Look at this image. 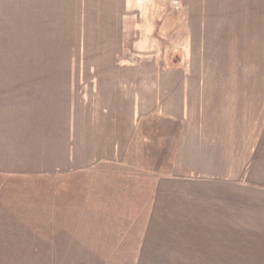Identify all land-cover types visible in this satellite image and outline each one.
Masks as SVG:
<instances>
[{
	"label": "crops",
	"instance_id": "0c3cea01",
	"mask_svg": "<svg viewBox=\"0 0 264 264\" xmlns=\"http://www.w3.org/2000/svg\"><path fill=\"white\" fill-rule=\"evenodd\" d=\"M181 1L191 8L190 14L184 16L188 20V26L185 27L188 32V44L173 43L167 49L166 56L169 61L176 59L174 65L143 62V59L134 55L133 51L131 55L135 61L128 62L130 50L126 49L124 41L127 39L125 13L120 15L121 23L126 18L124 27L120 25V21H116L121 41L117 70L121 74L118 75L113 99H111L112 87L108 89L100 79L82 81L83 68L78 67V72L77 69L72 70L73 66H80L83 63L78 59L84 48L82 41L85 31H83L70 38L73 52L78 55L76 59L78 63H70L71 81L67 79L62 82L55 78L57 80L49 86H36L37 90L30 86L32 90L34 88V92L22 89L24 86H14L13 91L24 93L23 101L6 102L1 107L5 112L3 115H9L10 118H4L0 123L2 125H0V136L4 138L0 141V173L11 171V173L50 177L88 172L98 167L104 172L115 173L118 172L119 167H132L129 159L132 155L129 154L137 146L135 140L141 128L139 124L152 119L153 126L145 137L144 146L148 154L151 152L156 156L154 160L159 161V165L150 163V155L149 159L138 161L143 168L134 172L142 173V179L145 177L142 180L145 191L117 193L122 194L118 198L124 200L122 215H126V211L129 210L130 218L122 223L127 224L126 226L114 230L116 232L115 241L112 242L113 247L107 254H104V251L100 252L96 264L119 263L115 255L118 254L119 248L125 247L129 250L135 249L134 252L132 251L130 264H204L207 263L208 258H211L212 251L207 250L210 247L222 249L220 250L222 254L219 250L214 251L221 258L222 264L261 262L259 259L262 258V253L246 255V248H254L253 253L257 251L256 249H264L260 229H253L254 234L237 235L233 237L234 241L229 237L231 232L246 233L244 225H231L230 222H233V218L237 219L235 215H240L241 210L245 212L247 209L243 210L238 205L231 213L230 208H214L200 202L225 199L222 197L228 194L230 196V193L234 195V199H238L244 192L225 191L224 194L218 193L222 196L219 198L212 197L213 195L208 193L166 191L164 187L166 184H172V181L170 178L166 179L165 172L158 173L165 156L170 154H172L173 172H170L169 177L172 176L175 178L174 182L180 183L196 182L198 177H214L213 167H216L217 161L224 160L223 163L226 164V160L227 164L222 163L220 169L230 170L228 177L233 182L225 184L232 183L235 186L243 179L240 176L245 175L248 152H254L252 159L255 169L264 165V125L262 124L264 99L260 97L262 86L254 82V90L251 93L244 90L247 87L246 82L239 80L236 82L237 85L243 87V91H240L227 74L230 66L234 72L235 64L223 63L214 66L213 63L215 55H234V52H239L243 48L239 45L242 38L240 36L236 40L239 49H231L222 41L221 48H215V30L227 32L228 25L233 24L234 21H238L236 25L245 23L261 25V19L256 21L254 16L239 17L229 14L224 15L227 17L222 21L223 26L215 28L217 21L213 15L198 16V0ZM262 1L253 0V5L257 4L261 9ZM127 5L126 0V5L123 3V7ZM129 5L132 7L133 3ZM169 9L161 11L157 20V17L154 18L160 26L165 25L163 26L166 30L165 35L174 34L183 28L177 27L180 16L173 4ZM241 19L244 20V24L239 22ZM168 24H173L172 28L168 27ZM185 28L180 34L181 37L187 34ZM259 29L261 30V27ZM200 34H203L207 40L206 45L202 44ZM221 39L226 38L222 36ZM253 39L262 38L257 34V39ZM198 47L205 52V56L209 54L208 62L205 65H196V62L191 60L193 62L190 66L183 65L182 61L185 57L197 55ZM94 48L98 49V47ZM217 49L221 51L215 52ZM89 65L87 69L89 72L101 71L100 62L97 60ZM238 67L241 68V65L239 64ZM231 88L232 96H230ZM235 88L238 90L235 91ZM108 90L110 95L105 97V92ZM44 99L52 101L45 102ZM247 99L255 105L252 113L248 112ZM164 118L168 122L161 123ZM143 138L142 135V145ZM156 142L158 146H155ZM224 143L226 149L218 150L217 146ZM213 144L216 150L213 149ZM182 167L189 170L185 172L188 175H182ZM177 168H179L178 172H176ZM144 169L147 171L142 172ZM218 175L224 177L226 174ZM182 176L187 178L191 176V179L181 180ZM251 182L264 183V178L252 179ZM134 200L136 204H133ZM182 200L194 203H180L179 201ZM215 216H218V219H214ZM215 221L217 225L221 224L219 231L221 234L213 236V233H218L214 231L212 225ZM74 229L70 228L69 233H73ZM109 231L112 232L111 229ZM169 232H173V237L166 236ZM186 232L192 235L209 233L211 238L209 240L206 238L204 242L203 237L196 236L194 241L192 238L186 240L178 236V233ZM225 232H228L227 236ZM135 233H139V241H134ZM242 237L244 240H241ZM68 244L69 242L63 246L68 248V257L64 258H68L69 263H83L82 257L77 259L70 255ZM194 248H198V251L193 250ZM235 248L240 249L237 257L234 256ZM206 251H209L208 258ZM73 252L72 250V254Z\"/></svg>",
	"mask_w": 264,
	"mask_h": 264
},
{
	"label": "rangeland",
	"instance_id": "374dc122",
	"mask_svg": "<svg viewBox=\"0 0 264 264\" xmlns=\"http://www.w3.org/2000/svg\"><path fill=\"white\" fill-rule=\"evenodd\" d=\"M172 1L127 0L128 5L123 7V3L126 5V0H0V123L3 122L4 118H10L9 115H3L5 112L1 108L6 102L23 101L24 97L22 95L24 93L13 91L15 90L14 86H24L22 89L34 92L37 90L36 86H49L57 79L62 82L67 79L71 81L70 63L76 62L74 64H77L78 55L73 52V44L70 38L77 33L83 31L86 33L83 32L82 43L84 48L78 57L80 63L81 61L83 63L80 66H73L72 70L77 69L78 72V67L83 68L81 72L82 81L100 79L108 89L112 87L111 99H113L115 87L117 86L118 75L121 74L117 70L121 41L116 21H120V25L122 24V27H124L127 18L125 24L127 39L124 41L126 49L130 50L128 62L135 61L131 55L133 51V54L140 56L143 62L151 64L161 62L166 66L174 65L176 59L172 57L173 59L169 61L166 51L173 43L188 44V32L185 28L188 26V20L184 16L190 14L191 8L184 5L181 0ZM198 1V16L211 17L213 15L218 23L214 25L215 28L222 27V21L227 17L224 15L229 14L239 15V17L254 16L256 21L261 19V25H258V23L256 25L255 23L244 24V20L241 19L239 22L244 25H236L235 23L238 21H232L233 24H229L227 27L229 31L218 32V30H215V48H221L222 41L231 49H239L238 44H236L238 36L242 37L239 45L243 48L239 52H234V55H215L213 63L214 66L223 63L235 64L233 67L234 72L231 70L232 66L229 68L231 72H227L230 75L229 78L233 79L232 83L240 91H243V87H239L236 82L239 80L246 82L247 87L244 90L252 93L255 82L257 85L262 86L260 97L264 99V0L261 3V9L257 7V4L256 6L253 5V0ZM131 2L133 3L132 7L129 5ZM172 4L176 8L178 16H180L177 20L179 23L177 27L183 28L174 34L165 35L166 30L163 27L165 25L160 26L159 22L155 21L158 19L159 13L165 9L168 10L169 7H172ZM125 13L126 18L121 23L120 15ZM171 14L174 16V13L171 12ZM167 26L172 28L173 24ZM259 27H261V30ZM184 28L187 34H182L184 36L181 37L180 34L184 31ZM257 34L261 35L262 39L252 40V38L257 39ZM200 35L203 40L202 44L206 45L207 40H205L203 34ZM222 36L226 39L222 40ZM94 47H98V49ZM217 51H221V49H217L215 52ZM194 52H196L195 49ZM72 55L73 57H71ZM208 58L209 54L205 56V52L198 47L197 55L185 57L182 64L190 66L193 62L191 60H194L196 65H205ZM96 60L100 62L101 71L89 72L87 70L89 64L94 63ZM239 64L241 68L238 67ZM30 86L34 87L35 90L34 88L32 90ZM238 89L235 88V91ZM109 95L108 90L105 92V97H109ZM232 95L233 90L231 88L230 96ZM44 101L50 102L52 100L44 99ZM246 104L249 109L248 112L252 113L255 105L248 99ZM152 122V119L151 121L140 122L141 128L136 134L135 140L140 155L136 157L138 149L131 150L129 155H132V157L129 159L132 167H117L118 172L116 173L104 172L101 167L88 172L68 174V176L62 174L58 177L19 172L11 173V171L0 173V264H86L88 262H92L88 264H96V261H99L100 252L104 251V254H107L113 247L112 242L115 241L116 231L114 230L126 226L127 224L122 223L130 218V215H128L129 210L126 211V215H122L124 200L119 199L118 197L122 194L118 195L117 193H124L125 191L117 192L115 183L118 180L121 182H131L132 180L143 185L142 180L145 179V177L142 179L143 174L134 172V170L143 168L138 161L149 159L150 155V163H155L156 156L154 154L151 152L149 154L148 152L144 153L141 150L142 147L144 150L146 149L144 146L145 137L151 126H153ZM160 122L165 123L168 121L164 118ZM262 124L264 125V114ZM142 135L144 137L143 145ZM2 139L4 140L3 136H0V141ZM214 147L213 144V149ZM217 148L218 150L221 148L226 149V144H219ZM247 154L249 158L246 161L245 175L240 176L243 179L235 186L229 183L231 188L228 187L229 184H225L233 182L228 177L230 170L220 169L224 160L217 161L216 167H213L214 177H198L196 182L180 183L174 182L175 178L172 176L169 177L170 172H173L172 154H170L165 156L159 166L158 173L165 172L166 179L170 178L172 181V184L168 181L170 185L166 184V187H164L166 191L208 193L213 195L212 197L219 198L222 197L221 194H224L225 191L244 192L238 199H234V195L231 193L230 196L226 193L228 195L222 197L225 199L201 200L200 202L214 208H230L231 213L238 205L243 210L247 209L245 212L241 210L240 215H235L237 219L233 218V222H230L231 225H244L246 233L231 232L229 233L230 240L234 241L233 237L237 235L254 234L253 229H260L262 231L261 240L264 242V183L251 182L252 179L264 178V165L255 169L252 159L254 152H248ZM225 163L227 164L226 160ZM106 168L110 170L109 167ZM110 168L113 169L114 167ZM183 169L181 171L182 175H188L185 172L189 170L187 168ZM178 170L179 168L176 169V172ZM146 171L144 169L142 172ZM222 173L226 175L224 177L218 175ZM181 178V180L191 179V176L188 178L182 176ZM233 187L235 188L232 189ZM149 188L151 189V184H149ZM28 189V193H25L24 191ZM179 202L194 203L193 201L183 200ZM133 204H136V200L133 201ZM253 213L257 215L253 216ZM188 218L190 219V217ZM214 219H218V216H215ZM71 225L75 228L73 233H69ZM212 225L215 228L214 231H218V233L212 232L213 236L221 234L219 232L221 231V224L217 225L215 221ZM110 229L112 232L109 231ZM108 232L110 233L108 234ZM190 234V232L178 233V236L186 240L192 238L194 241L196 236L198 238L203 237L202 241L204 242H206V238L208 240L211 238L209 233ZM225 235L227 236L228 232H225ZM166 236L173 237V232L166 233ZM137 240L139 241V233H135L134 241ZM241 240H244L243 237ZM68 242L70 255L75 256L77 259L82 257L83 263H69L68 258H64L68 257V248L63 246ZM253 249L246 248V255L253 256L262 253L259 264H264V249H262L263 251L256 249L255 253H253ZM72 250L74 251L73 254ZM128 250L127 247L121 250V254L126 253L123 257L118 254L115 255L119 263L112 264H121L122 262L130 264L133 256L129 254L130 250ZM133 250L135 251V249ZM193 250L198 251V248ZM207 250H211L212 255L211 258H208L207 253L209 251H206L205 254L208 260L204 264H222L221 258L215 254L217 250L222 254L221 248L210 247ZM239 252L240 249L235 248L234 256H239ZM116 258L115 262H117ZM204 261L206 260L204 259ZM244 264L250 263L246 262Z\"/></svg>",
	"mask_w": 264,
	"mask_h": 264
},
{
	"label": "trees",
	"instance_id": "16d2710c",
	"mask_svg": "<svg viewBox=\"0 0 264 264\" xmlns=\"http://www.w3.org/2000/svg\"><path fill=\"white\" fill-rule=\"evenodd\" d=\"M135 149L137 150L138 149V147L136 146L135 147ZM142 152H146L144 149H143V147H142ZM137 152H138V154L136 155V157L138 156V155H140L139 154V149L137 150ZM141 152V153H142ZM136 153V152H135ZM155 165H159V161H155ZM161 163V162H160ZM130 180V179H129ZM144 182V181H143ZM115 189L117 190V192H142V191H145V190H142V189H145V185H141L140 183L138 184V183H135L134 181H132L131 180V182H121L120 180H118V182L117 183H115ZM28 191H29V189L27 190V191H24L25 193H28ZM23 191H22V193H24ZM135 192V193H136ZM71 228H72V225H71ZM119 235H120V233H119ZM122 249H120L119 248V251H118V255H122V256H125L126 255V253L125 254H121V251ZM129 251V250H128ZM127 251V252H128ZM124 252V251H123ZM129 254H131L132 255V251L130 250L129 251ZM121 264H124L123 262L121 263Z\"/></svg>",
	"mask_w": 264,
	"mask_h": 264
},
{
	"label": "water",
	"instance_id": "95a60500",
	"mask_svg": "<svg viewBox=\"0 0 264 264\" xmlns=\"http://www.w3.org/2000/svg\"><path fill=\"white\" fill-rule=\"evenodd\" d=\"M155 146H158V143L156 142Z\"/></svg>",
	"mask_w": 264,
	"mask_h": 264
}]
</instances>
